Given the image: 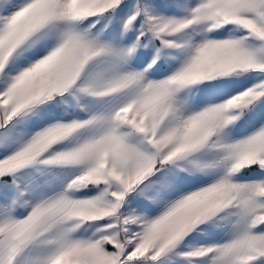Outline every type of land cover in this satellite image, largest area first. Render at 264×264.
Wrapping results in <instances>:
<instances>
[{
	"label": "snow or ice",
	"instance_id": "snow-or-ice-1",
	"mask_svg": "<svg viewBox=\"0 0 264 264\" xmlns=\"http://www.w3.org/2000/svg\"><path fill=\"white\" fill-rule=\"evenodd\" d=\"M0 264H264V0H0Z\"/></svg>",
	"mask_w": 264,
	"mask_h": 264
}]
</instances>
